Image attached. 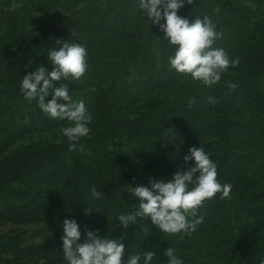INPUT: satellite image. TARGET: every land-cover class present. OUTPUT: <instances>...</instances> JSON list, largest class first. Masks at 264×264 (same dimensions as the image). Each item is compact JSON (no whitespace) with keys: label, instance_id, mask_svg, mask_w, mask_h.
Instances as JSON below:
<instances>
[{"label":"rangeland","instance_id":"1","mask_svg":"<svg viewBox=\"0 0 264 264\" xmlns=\"http://www.w3.org/2000/svg\"><path fill=\"white\" fill-rule=\"evenodd\" d=\"M226 1L195 0L192 5L185 4L178 15L191 22L194 14L188 12L190 8L199 10L197 17L202 18L205 7L216 31L223 33L213 47L222 48L232 60L239 59L238 66L232 71L230 66L224 72L229 81L243 67L242 50L251 49L252 55L264 48V0H232L233 7H225ZM164 22L163 19L160 21L161 24ZM163 37L159 25L151 24L146 12L139 8V0H0V264H67L61 239L65 219H60L59 211L46 205L45 196H42L46 186L42 181L55 169V164L42 162L41 153L58 145H68L61 129L69 126V122L51 118L39 109L35 100L31 103L25 100L21 91L23 76L35 72L39 66L52 70L48 52L59 48L60 45L55 44L57 40L85 46L88 69L80 81L70 83L69 92L74 101L83 100L92 115L88 124L90 133L81 138L83 151L77 147L66 154V159L76 162L77 158L91 155L96 144H103L114 162L121 161V168L130 173L132 187L150 186V178L162 179L159 172L152 174L155 164L149 159L154 156L145 155L146 149L142 147L141 139L134 136V131L110 134L105 137L106 142L101 137L92 141L94 133L104 127V115L100 114L102 119L98 123L93 110L98 97L106 94L115 117L138 118L146 122L147 118H156L167 107L186 100L185 86L170 88L162 83V87H158L159 72L165 70L162 57L167 40ZM232 42L237 45V54L228 47ZM168 45L174 54V47ZM251 69L259 75L257 80L251 81V95L254 98L264 96V63L254 57ZM53 83L59 87L67 81ZM246 89V86L236 88L233 96L238 92L244 94ZM51 98V95L46 97V102ZM262 99L264 103V97ZM233 110L238 113L246 107L241 103ZM247 115L244 112L235 117L236 125L242 124ZM53 121L57 128L48 132L43 129L46 122ZM33 126L38 131L33 130ZM57 139H62L63 143L57 144ZM247 142L243 154L250 158L244 164L238 169L217 167L219 182L232 185L231 199H220L221 194H217L204 204L209 205L216 199L218 213L214 221L244 219L247 225L251 224L255 230L253 240L258 239L254 246L255 263L264 264V210L259 211L264 207V138ZM238 145L231 147L232 154L241 153ZM156 157L161 154L156 153ZM209 157L213 160L211 155ZM170 161L181 162L184 157L179 154ZM194 163L187 164L184 169L176 167L174 173H167V177L163 175L164 180ZM201 209L203 213L205 208L202 206L199 211ZM238 227L245 226L238 224ZM209 229L208 226L201 227L191 234V240H197L198 244L188 249L184 256L196 263L228 264L231 258L219 253L231 245L228 243L230 238L219 234V230L209 232ZM157 231L166 236L160 229ZM182 235H172L175 248L181 247ZM221 241L223 243L219 244ZM230 264L250 263L237 259Z\"/></svg>","mask_w":264,"mask_h":264},{"label":"trees","instance_id":"2","mask_svg":"<svg viewBox=\"0 0 264 264\" xmlns=\"http://www.w3.org/2000/svg\"><path fill=\"white\" fill-rule=\"evenodd\" d=\"M230 5L233 7L232 0L224 3L225 7H230ZM202 6L201 4L200 7L202 8ZM203 11L205 16H211L205 7ZM188 12H192L195 19L199 10L191 7ZM168 44L167 41L163 49L162 58L165 70L159 72L158 87H162V83L167 84L170 88H175L176 85L185 86L186 100L174 107H172L173 105L167 107L163 113H158L156 118L149 117L145 122L138 118L115 117L110 109L109 99L103 93L104 95L95 101L93 116L97 115L95 119L100 123L102 119L100 114L104 115V127L101 131L94 133L95 136H93L94 140L92 141H95L96 137H101L106 142L108 139L105 137H110V134L122 135L125 132L132 133L134 131L136 133L134 136L141 139L142 147L146 149L145 155L154 156L150 159L146 158L151 164H155L152 174L159 172L162 179L167 177V173H174L176 167L184 169L187 164L193 162L188 161L186 163L184 160L174 163L170 161L171 158L179 154L183 157L189 155V148L191 147H202L206 154L212 156L217 167L238 169L240 165L246 162L247 158H250L243 154L244 149L248 146L247 140L264 138V103L262 102L264 96L257 95L254 98L251 95V81L259 78L251 66L254 57L264 63V48L257 50L252 55L251 49L242 50L240 55H243L244 63L239 73L231 77L229 81H227L229 78L227 74L222 73V81L208 88L199 82L196 84L190 76L178 74L169 67V57L173 54ZM228 47L235 54L239 52L234 42ZM214 48L220 47L214 46ZM233 69L231 67L230 71ZM228 82L235 83L236 88L246 86L247 91L244 94L238 92L237 95L233 96L235 91L228 87ZM193 97L195 103L189 108L188 102ZM209 97L214 98L216 103H209ZM161 103L159 102L160 105ZM241 103L244 104L246 110H239L236 113L233 109ZM244 112L248 114L246 119L242 124L236 125L237 122L234 118ZM46 123L43 129L47 132L57 128L54 121ZM31 128L38 131L35 126ZM89 143L91 140L87 142V145ZM81 144H83L82 139L78 142V148ZM235 144H239L238 149L241 153L232 154L230 149ZM92 149L91 155H85L86 157H82V159L77 158L76 162L73 159H66V154L72 152L69 151V144L58 145L42 151V162L55 164V169L51 173L49 171L47 177L42 181L46 185L42 192V196H45V203L47 202L46 205L59 211L60 219L76 220L81 231V241L86 239L87 231L110 239L123 238L126 247L124 257L140 254L141 264H144V253L148 251L154 253V258L150 264H168L165 250L169 247L176 250L175 255L183 261V264H203L202 261L196 263L193 259L184 256L188 249H193L198 244L197 240H191V235L181 233L183 234L181 247L175 248L173 241H171L172 235H162L154 225L150 224L151 221L146 220L147 217L137 218L136 224L129 225L127 229L122 227L118 216L133 211L139 204L138 199L132 196L130 191L132 186L130 178L132 177L128 176L130 173L121 168L123 165L121 161L114 162L110 152L103 148V144H96ZM156 153L161 154V157L157 158ZM77 164L80 166L77 167ZM136 179L137 177H135ZM93 186L104 193L102 199L92 200L90 188ZM53 201L55 202L52 203ZM202 206L205 211L203 213L202 209L198 211V216L204 217L203 222L192 233L198 232L201 227L204 228L205 226L210 228L209 232L219 230V234H224L230 238L228 243L231 244L225 246L219 254L231 258V261L238 259V262L245 260L250 264H256L257 255L254 246L258 239L253 240L252 236L255 235V230L251 224L247 225L244 219L214 221V217L218 213L216 199L209 202V205L203 204ZM83 208H90L93 212L86 215ZM262 210L264 207L259 209V211ZM255 211L259 213L258 210L255 209ZM238 224L245 227L240 228ZM211 226H213L212 229ZM241 232L242 235H240ZM208 241L211 239L209 238ZM221 243L223 242L221 241L219 244ZM124 257V264H127L128 258L124 259ZM198 257L199 255L196 258Z\"/></svg>","mask_w":264,"mask_h":264},{"label":"clouds","instance_id":"3","mask_svg":"<svg viewBox=\"0 0 264 264\" xmlns=\"http://www.w3.org/2000/svg\"><path fill=\"white\" fill-rule=\"evenodd\" d=\"M195 0H139V8L146 12L151 24L159 25L167 40L174 47V54L169 57V64L178 74L190 76L194 82L211 88L220 83L222 73L229 67H236L239 59L232 60L222 48H214L215 41L223 37V33L215 30V25L207 16L196 17L191 21L178 15L185 4L192 5ZM161 9H163L161 11ZM165 22L160 23L161 20ZM58 49L48 52L52 70L37 67L35 72L23 76L21 91L25 100L36 101L37 106L51 118L67 120L69 126L61 129L63 137L67 138L69 151H75L81 138L90 133L88 124L92 115L87 111L83 100L74 101L69 92L73 81H80L87 69V50L80 43L57 40ZM67 81L59 87L53 82ZM228 87L235 90L237 85L228 82ZM51 100L46 102V97ZM62 101V102H60ZM209 103H216L212 97ZM195 103L191 98L188 107ZM57 144L63 143L57 139ZM83 151V145H79ZM184 160L194 161V166L187 170L176 172L171 179L156 181L150 178V186H131V194L138 199L139 204L133 211L120 214L119 221L123 228L135 225L137 218L147 217L151 224L163 233L191 235L196 227L203 222L204 217L198 216V211L206 200H211L217 194L220 199H231V184H221L217 179V165L205 153L202 147L189 148V155ZM93 201L102 199L104 193L95 186L90 188ZM86 215L93 212L83 208ZM191 217L192 219H189ZM63 254L67 264H124L123 257L126 247L121 239H110L87 231L86 239L81 242V231L75 219H65ZM174 248H167L165 255L168 264H183L175 255ZM154 253H144V264H150ZM140 254L131 255L127 264H139Z\"/></svg>","mask_w":264,"mask_h":264}]
</instances>
